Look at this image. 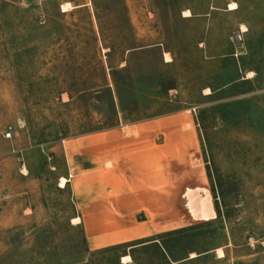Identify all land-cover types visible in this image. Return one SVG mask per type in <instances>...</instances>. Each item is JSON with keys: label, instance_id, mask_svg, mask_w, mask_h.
I'll list each match as a JSON object with an SVG mask.
<instances>
[{"label": "rangeland", "instance_id": "374dc122", "mask_svg": "<svg viewBox=\"0 0 264 264\" xmlns=\"http://www.w3.org/2000/svg\"><path fill=\"white\" fill-rule=\"evenodd\" d=\"M92 138L162 149L132 243L151 244L92 250L72 224ZM0 264H264V0H0Z\"/></svg>", "mask_w": 264, "mask_h": 264}, {"label": "crops", "instance_id": "0c3cea01", "mask_svg": "<svg viewBox=\"0 0 264 264\" xmlns=\"http://www.w3.org/2000/svg\"><path fill=\"white\" fill-rule=\"evenodd\" d=\"M166 123L172 129L178 124H183L180 121ZM134 125L137 130L138 126ZM182 141L183 152L194 154L195 151H192L195 150L194 130L191 125L182 132ZM89 142V145H84L90 146L89 153H82L80 161L77 156L74 157L75 174L70 172L69 179L63 176L68 180L67 182H71L74 178L73 195L77 214L73 217H79L80 221L74 224L71 221L73 217H71V223L85 227L88 246L92 250L132 244L145 238L147 235L137 233L139 232L137 211L141 203L153 206L163 200L162 196L157 197L155 191H146L148 183H156L157 180H161L157 179L155 174L148 175L147 171L161 161L162 149H141V147L147 146V139L144 138H92ZM115 151L126 152L122 162L116 166V171L122 173L127 180L122 184L116 183L115 177L106 173L108 169L103 168V159L114 156L109 152L114 153ZM173 165L172 161L171 166L173 167ZM193 173H197L200 178H206L204 170H198V167L193 170ZM60 188L65 187L60 186ZM175 193L176 191L171 190L167 197V200L170 199L171 205L173 198L176 197ZM29 209H31V213L27 215L36 212L32 208ZM152 242L154 240L138 244L145 246ZM138 244H132L130 247L134 248Z\"/></svg>", "mask_w": 264, "mask_h": 264}, {"label": "trees", "instance_id": "16d2710c", "mask_svg": "<svg viewBox=\"0 0 264 264\" xmlns=\"http://www.w3.org/2000/svg\"><path fill=\"white\" fill-rule=\"evenodd\" d=\"M132 49H134V50H132ZM127 50H129V49H126L125 51H127ZM142 50V48L141 49H139L138 47H136V48H131V50L129 51V53L130 52H134V51H141ZM110 68L111 69H113V70H115L116 69V67H114V66H110ZM121 71H127L128 70V67H127V65L126 66H124V67H122L121 69H120ZM114 85L116 86V94H117V96H118V98H120V91H119V89H120V87H119V84H118V82L115 80V78H114ZM114 100V99H113ZM120 100V99H119ZM121 104V103H120ZM116 113V118H115V120L111 123V126H114V125H116L117 123H119L120 122V118L122 117L124 120H126V117H125V114H124V110L122 109V107H121V109H120V111H116L115 112ZM121 113V117H120V114ZM136 120H138V119H136ZM136 120H133V121H136Z\"/></svg>", "mask_w": 264, "mask_h": 264}, {"label": "bare ground", "instance_id": "6f19581e", "mask_svg": "<svg viewBox=\"0 0 264 264\" xmlns=\"http://www.w3.org/2000/svg\"><path fill=\"white\" fill-rule=\"evenodd\" d=\"M232 3L230 4V9H234V8H236V7H232ZM188 12V11H187ZM247 30V28H246V26L245 25H241L240 26V31L241 32H245ZM239 31V32H240ZM165 55H167V53L165 54ZM168 56V55H167ZM166 60H169V58L167 57V59ZM250 74V73H249ZM220 253H223V251L220 249Z\"/></svg>", "mask_w": 264, "mask_h": 264}, {"label": "built area", "instance_id": "2783aa9c", "mask_svg": "<svg viewBox=\"0 0 264 264\" xmlns=\"http://www.w3.org/2000/svg\"><path fill=\"white\" fill-rule=\"evenodd\" d=\"M5 137L11 139V138H12V133H11V132H7V133L5 134ZM12 150H13L14 152L17 151V150L15 149V147H13Z\"/></svg>", "mask_w": 264, "mask_h": 264}, {"label": "snow or ice", "instance_id": "6c2138e0", "mask_svg": "<svg viewBox=\"0 0 264 264\" xmlns=\"http://www.w3.org/2000/svg\"><path fill=\"white\" fill-rule=\"evenodd\" d=\"M232 7H236V5H235V4H233V5H232Z\"/></svg>", "mask_w": 264, "mask_h": 264}, {"label": "water", "instance_id": "95a60500", "mask_svg": "<svg viewBox=\"0 0 264 264\" xmlns=\"http://www.w3.org/2000/svg\"><path fill=\"white\" fill-rule=\"evenodd\" d=\"M239 32V31H238ZM240 33V32H239Z\"/></svg>", "mask_w": 264, "mask_h": 264}]
</instances>
